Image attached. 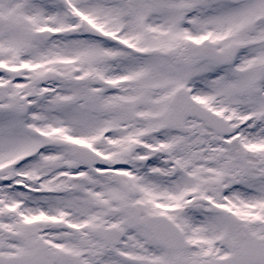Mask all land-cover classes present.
<instances>
[{
    "label": "snow or ice",
    "instance_id": "snow-or-ice-1",
    "mask_svg": "<svg viewBox=\"0 0 264 264\" xmlns=\"http://www.w3.org/2000/svg\"><path fill=\"white\" fill-rule=\"evenodd\" d=\"M0 264H264V0H0Z\"/></svg>",
    "mask_w": 264,
    "mask_h": 264
}]
</instances>
